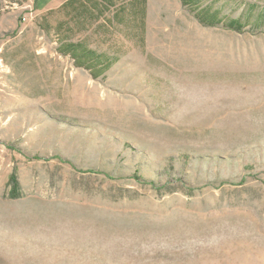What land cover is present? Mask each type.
<instances>
[{"label":"rangeland","instance_id":"1","mask_svg":"<svg viewBox=\"0 0 264 264\" xmlns=\"http://www.w3.org/2000/svg\"><path fill=\"white\" fill-rule=\"evenodd\" d=\"M59 1L0 0V264H264V0L81 37Z\"/></svg>","mask_w":264,"mask_h":264},{"label":"crops","instance_id":"2","mask_svg":"<svg viewBox=\"0 0 264 264\" xmlns=\"http://www.w3.org/2000/svg\"><path fill=\"white\" fill-rule=\"evenodd\" d=\"M157 2L158 0H60L54 5H59L61 9L58 29L67 31L68 34L73 30H80L81 37L84 32L91 30H132L125 29L126 20H133L134 30H141L140 20L149 17ZM84 39L80 38V43H73L65 35L62 44L79 45L96 53Z\"/></svg>","mask_w":264,"mask_h":264},{"label":"trees","instance_id":"3","mask_svg":"<svg viewBox=\"0 0 264 264\" xmlns=\"http://www.w3.org/2000/svg\"><path fill=\"white\" fill-rule=\"evenodd\" d=\"M185 1L187 0H184V3L186 4ZM201 17L200 21L207 26H215L220 25L222 23L219 20H216L214 16L208 14L204 18ZM228 27L239 33H242L244 31L243 29L245 28L244 26L235 21L228 23ZM60 52L64 55L72 57L78 67H84L89 70H94V68L96 67H104L107 70V68L112 65V63H108V61L106 62L105 60L100 59L99 55H97L95 52L88 51L79 45L69 44L63 46V48L60 49ZM11 181L13 183H16V176L13 175ZM11 195L13 198H18L20 196L19 188L16 187L15 189H13L11 191Z\"/></svg>","mask_w":264,"mask_h":264}]
</instances>
